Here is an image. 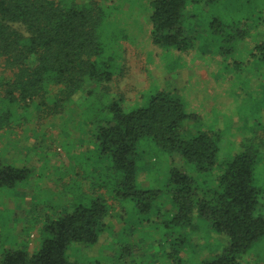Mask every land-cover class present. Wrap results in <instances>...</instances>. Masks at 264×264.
Returning a JSON list of instances; mask_svg holds the SVG:
<instances>
[{"label": "trees", "instance_id": "1", "mask_svg": "<svg viewBox=\"0 0 264 264\" xmlns=\"http://www.w3.org/2000/svg\"><path fill=\"white\" fill-rule=\"evenodd\" d=\"M104 1L0 0L1 149L13 158L16 151L24 157L17 158L16 164L0 162V188L14 189L32 181L34 166L28 165L30 159L24 152L30 148L24 146L25 139L40 134L44 124L52 127L57 133L50 132L55 135L68 133L67 124L84 116L75 112V97L81 90L92 84L85 93V103L97 92L100 99L109 95L115 74L110 60L102 58L103 9L108 6ZM219 1L230 8H219L223 17L211 16L208 21L211 34L220 42L216 55L229 61L230 68L241 71L244 67L249 79L258 78L253 90L261 97L264 40L258 39L257 27L264 23V0H150L151 42L169 53L193 49L186 33L188 11L201 2ZM236 9L243 16L234 21ZM243 42L247 43L244 50L240 48ZM243 52L245 60L234 58ZM237 92L248 101H257L251 106L253 123L239 142L240 149L227 159L219 156L222 131L196 127L194 133L187 132V123L196 122L197 116L186 111L177 90L160 89L150 95L146 105L127 109L120 97L104 104L99 100V113L104 116L95 119L92 135L96 161L108 162L105 169L98 164L100 167L93 170L97 176L91 178V189L96 197L88 204H75L71 211L62 210L57 217L46 214L42 244L33 253L29 237L43 204L32 203L29 217L9 216L8 227L15 233L7 236L13 237L12 243L0 242V264H81L77 253L70 254L72 245L81 251L92 248L104 232L111 236L125 232L126 209H118L125 225L116 230L108 220L113 209L109 199L96 191L105 190L111 199L133 202L136 216L143 217L142 224L146 225L161 191L142 188L138 183V147L143 140L151 141L171 162L177 156L188 166L169 167L167 192L176 212L166 224L190 225L196 216L206 220L211 231L222 235L227 243L222 253L200 264H243L242 257L264 238V211L260 206L264 188L255 184L256 164L264 148V123L255 116L263 106L260 97L252 99L250 90L238 88ZM99 113L93 112L95 116ZM32 120L34 128L29 125ZM17 139L19 149L11 147ZM19 222L24 224L18 231ZM124 247L117 254L120 260L130 258L135 250V246L125 251Z\"/></svg>", "mask_w": 264, "mask_h": 264}, {"label": "rangeland", "instance_id": "2", "mask_svg": "<svg viewBox=\"0 0 264 264\" xmlns=\"http://www.w3.org/2000/svg\"><path fill=\"white\" fill-rule=\"evenodd\" d=\"M149 1H104L108 6L103 9L102 40L105 46L102 58L110 60L115 74L109 95L100 99L97 92L87 103L83 102L86 91L91 89L92 84H89L75 97L78 101L75 112L87 116L86 118L76 117L68 123V133L55 135L54 132H57L44 124L41 125L40 134L29 135L30 138L25 139L23 144L30 149L25 148L24 153L30 159L28 165L34 166L35 175L28 185H19L14 189L0 188V242L7 241L6 245L13 242V237L7 238L15 233L8 227L9 216L29 217L32 203H42L43 208L39 206L29 237V249L32 253L36 252L42 244L44 233L41 228L45 224L46 214L57 217L62 210L71 211L75 204H88L96 197L91 189V178L97 176L93 170L99 165L101 169H105L108 162L100 164L101 162L96 161L98 158L92 135L96 126L95 119L104 116L103 112L99 113L102 109L99 100L104 104L110 102L111 98L120 97L123 107L127 109L146 105L150 95L160 89L177 90L186 111L197 116L196 122L187 123L188 133H194L196 127L222 131L219 151L221 159L231 157L240 149L239 142L253 123L251 106L257 100L248 101L245 96L238 95L237 89L252 91V99L260 96L253 90L258 78L249 79L244 67L241 71L236 70V67L230 68L229 61L216 55L220 42L211 34L208 21L211 16L223 17L218 12L219 8L227 9L230 6L224 7L220 1L201 2L192 6L188 11L186 33L193 49L180 54L162 51L151 42ZM111 4L117 6L109 7ZM242 16L243 13L236 9L232 20H240ZM247 27L251 29V25L248 24ZM257 29L258 39L264 40V23ZM245 47L247 43L240 44L242 50ZM243 54L245 52L237 53L234 58L245 60ZM263 97L264 95L258 99L263 106L256 111L255 116L264 123ZM93 112L99 114L95 116ZM31 123L29 125L34 128L35 121L32 120ZM27 125L23 127L26 128ZM242 125L246 126L245 129ZM63 126L65 128L66 124ZM46 127L49 129L44 131ZM18 141L17 139L11 144V147H18ZM2 146L0 142V162L16 164L19 163L17 158L24 159L17 151V154H13L15 158L12 154H5ZM138 149L141 155L137 174L140 187L161 191L152 205L148 222L146 225L142 224L143 217L136 216L137 210L133 202L111 199L110 192L105 190L96 191L95 194L109 199L108 203L113 209L108 220L115 225V229L119 230L127 223V230L117 236L104 232L92 248L77 251V246L72 245L70 254L77 253L81 264H200L222 253L227 242L222 235L211 231L206 220L196 216L190 225L166 224L176 212L167 192L169 167L173 165L183 169L188 166L181 164L182 161L177 156L171 162L170 157L151 141L143 140ZM263 151L264 148L260 150L255 170V184L260 188H264ZM260 206L264 211V191ZM120 207L126 209L125 223L118 212ZM22 224L24 222H19L16 230L19 231ZM123 246L124 251L127 247L135 246L132 256L126 260L118 257ZM242 262L264 264V238L242 257Z\"/></svg>", "mask_w": 264, "mask_h": 264}]
</instances>
